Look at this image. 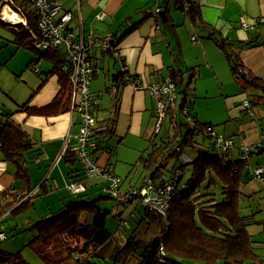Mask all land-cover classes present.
<instances>
[{"label":"crops","instance_id":"0c3cea01","mask_svg":"<svg viewBox=\"0 0 264 264\" xmlns=\"http://www.w3.org/2000/svg\"><path fill=\"white\" fill-rule=\"evenodd\" d=\"M58 1L62 4L64 11L72 12L73 17L69 28L76 35L79 36L80 32L87 35L92 31L96 36L110 34L115 38L122 57L123 70L111 51L101 52L95 48L92 53L97 60L99 70L93 75L91 91L97 95L102 105V110L97 115L96 139L100 144L102 143L97 158L101 165L115 173L127 170L126 167L134 161L142 162L141 156L146 154L151 146L158 101L151 94L149 86L162 83L168 77L173 78V73L177 75L180 83L177 85L175 82L177 85V99L174 106L176 110L167 116L164 127V130H169L176 124L174 120H178L181 114L180 105L185 93L182 95L179 92L184 89L189 79L192 77L193 80L196 79L203 71L205 77L211 76L214 81L216 77L220 86L231 85L232 76L229 74L231 66L225 51L217 44L218 39L232 45L230 47L238 53L244 71L264 78L262 75L264 0ZM181 3L187 8L196 6L199 16L192 21L187 10L184 11L179 7ZM167 7L170 10V19L166 15ZM161 10L165 11L166 20L161 17ZM155 12L159 13L158 16ZM242 20L253 28H244ZM0 25L10 32L6 42L0 41V115L1 113L10 115L16 127L22 130L31 142V147L25 155L28 156L26 166L31 177L30 185L32 191H37L34 196L42 190L47 199L52 195L54 202H60V206H63L66 198H75L79 195L68 190L67 184L71 179H85L87 182L85 193L91 196L96 190L104 188L105 181L88 180L79 160L77 158L75 160L71 155L73 153L71 146L76 143L73 136L78 132L81 124V112L75 108L81 95L77 93L74 96L72 90L70 99L66 97L63 103L56 105L53 112L29 113L26 107L41 108L51 104L54 99L62 98V83L53 59L54 55L39 57L33 50L19 47L14 40L15 32L11 27L3 23ZM31 38L33 39L32 34ZM254 39L256 40L254 45L249 46ZM4 50L7 53L2 55ZM58 54L59 58L65 59L63 48L58 49ZM126 73L137 78L145 88L137 89L133 84L124 83L123 75ZM231 73L233 74L232 70ZM233 76L241 86L242 77L234 74ZM114 80L118 84L115 97L109 90ZM199 80L198 77L195 85H199ZM192 83L193 81H190L188 84L192 85ZM207 83L204 84L207 85ZM190 91L192 89L188 91L187 104L195 119L212 124L220 135L234 139L235 147L230 160H235V153L240 159L243 144H254L263 136L264 131L255 118L256 105L246 92L226 95L225 117L219 120L208 112V107H198L197 102L192 101L188 96ZM179 94L182 95L181 99ZM244 100L254 104L252 106L255 114L251 115L247 112L243 106ZM107 114H111L109 118L112 119L109 121L106 120ZM217 122L224 125H218ZM160 137L161 134L156 141ZM66 140H68L67 143ZM132 152L138 153L133 161L128 159ZM259 157H252L254 166H264L259 161ZM252 161L251 166H253ZM31 162L38 166L33 168V171L31 167L34 164L30 165ZM51 169L53 171L58 169L60 180L56 176L53 183L47 184L49 178H45V175ZM247 170L250 172L248 168ZM15 171V164L5 159L3 151L0 150L1 204L13 197L9 194L2 195V193H11L12 190L20 187ZM117 174L120 176L119 173ZM121 179L123 189L124 179L122 177ZM251 179L249 175L246 181ZM145 180L146 171L142 185ZM132 187L137 186H131L130 183L129 189ZM241 191L246 196L255 193L246 182L241 185ZM0 264L3 263L0 262Z\"/></svg>","mask_w":264,"mask_h":264},{"label":"trees","instance_id":"16d2710c","mask_svg":"<svg viewBox=\"0 0 264 264\" xmlns=\"http://www.w3.org/2000/svg\"><path fill=\"white\" fill-rule=\"evenodd\" d=\"M32 1H18L20 10L27 17V25H9V27L15 32L14 40L19 47H27L39 57L54 55L53 59L62 83V98L54 99L51 104L41 108L26 107L29 113L49 114L54 111L57 104L63 103L66 97L70 99L72 86L70 79L62 70L63 59L59 58L58 49L37 50L33 46L31 34L33 35L32 32L35 31L38 33V27L37 12L32 7ZM179 7L184 11L187 10L192 21L200 14L196 6L192 5L187 8L181 3ZM166 15L170 19L168 7ZM217 41L219 47L227 55L233 74L242 77L250 90H260L262 93L258 96L264 103V78L244 71L243 63L238 53L231 48L232 45L225 40L218 39ZM255 41V39L251 40L249 46H253ZM92 58L96 60L93 55ZM172 76L178 85L180 82H178L176 73ZM190 81H193V77L185 83L186 86L184 84L185 97L180 105L181 117L178 116V120H174L176 124L172 129L164 130L167 116L171 115L172 111L175 112L176 107L169 109L155 139L151 141L149 150L141 156L146 171V180L150 179V174L154 171L152 179L155 183L160 185L170 181L175 186L167 208L160 212L148 205H143L142 201L137 198L144 206V211L134 227L128 232L111 231L107 227V219L111 214L113 215V211L109 207L100 205V200L116 199L119 205H127L136 198H130L131 189L128 188L126 192L122 191L121 177L118 186L119 196L110 194L106 190L105 178L90 177L79 161L88 180L105 181L104 188L96 190V192L102 191L103 195L89 196L85 193L87 182L84 179L82 180L86 182L84 191L79 192L75 198H66V202L59 211L46 214L29 226L35 228L37 234L28 245L37 250L40 256L45 257L47 255L44 253L48 254L49 264H264L263 256L256 249L259 240L254 238V234L249 229L250 225L260 224L262 221L257 220L253 215H242L239 202L241 196L244 195L241 185L246 182L249 175L251 176V172L247 170L248 168L251 171L250 160L244 164L241 159L223 160L219 157L216 141L207 129L208 126L213 125L196 120L187 104V94L191 89V85L188 84ZM92 94L100 104L97 95L93 92ZM101 110L102 105L96 110V116ZM109 117L111 114L106 115L107 121L112 119ZM158 117L156 109V124ZM160 134V139L156 141ZM96 141L99 143L97 139ZM259 143L258 152L255 154L264 151H262L264 134L259 139ZM101 144L99 143V146L93 150L96 156L102 148ZM30 147L31 142L26 134L16 127L10 115L1 113L0 150L3 151L5 159L15 164V177L20 187L12 190L11 193H2V195L9 194L13 197L6 203H0V208L11 209V212H14L29 208L30 205L33 206L32 196L37 191L29 196L32 187L30 173L26 166L28 156L25 155ZM196 147L200 148V152L196 158H193L186 152V149L192 150ZM184 154L191 161L187 162ZM71 155L76 160L77 156H74V152ZM175 157L176 163L164 173L163 170ZM188 166H191V171L189 177L185 179ZM75 181L78 180L71 179L67 187ZM205 183L207 189L221 185V200L216 201L210 193L197 194L202 186L205 187ZM142 186L141 184L132 189L139 190ZM68 190L70 191L69 188ZM208 196L211 197L208 198ZM127 213L124 216L114 215L115 219H118L116 228L128 225L127 217L134 216V212ZM123 220H127V224H123ZM6 261L14 264H29L20 252L10 253L7 258L0 256L1 263L7 264Z\"/></svg>","mask_w":264,"mask_h":264},{"label":"built area","instance_id":"2783aa9c","mask_svg":"<svg viewBox=\"0 0 264 264\" xmlns=\"http://www.w3.org/2000/svg\"><path fill=\"white\" fill-rule=\"evenodd\" d=\"M11 7L10 10L15 11L16 15H20L23 25H27V18L23 15L21 8L18 5L19 0H7ZM32 7L37 12V27L38 33L33 34V46L37 50L48 49H64L65 59L61 66L64 73L70 79L73 95L77 93L81 95L79 98L77 108L81 112V124L77 133L74 134L76 143L71 146V150L77 155L78 160L81 162L83 169L90 177H103L107 181L106 190L113 195L119 196L118 186L120 176L113 170L101 165L98 158L93 151L97 148L98 142L95 139L97 116L96 110L101 107L98 100L95 99L91 91V80L93 75L99 70L97 60H93L92 51L95 48H100L102 51H111L114 58L121 64L123 70L122 57L119 54V49L114 41L112 35L96 36L94 32L84 35H76L72 29L69 28V23L73 17L72 12L64 11L62 4L58 0H33ZM158 12L155 15L158 16ZM0 21L16 25L14 22L5 20L4 16ZM264 22V21H263ZM17 24L19 22H16ZM242 26L246 29L253 28L252 25L242 20ZM123 82L133 84L137 89H144L145 86L140 84L139 80L129 73L123 75ZM117 81L114 80L109 90L116 96ZM151 94L157 98L158 107V122L156 124L153 136H156L161 127V123L165 120L167 111L173 109L177 97V85L173 78L168 77L162 83L153 84L149 86ZM243 106L249 114H254V108L249 100L243 101ZM208 131L213 135L216 141V147L221 159L232 158L234 150V139L220 135L215 127L208 126ZM261 139V138H260ZM66 143L68 140L65 141ZM260 143L243 144L241 147L240 159L244 164H247L250 157L258 152ZM186 161L191 159L184 154ZM253 175L264 181V167L257 166ZM176 178V177H174ZM169 180V179H168ZM68 188L74 194L82 192L86 189V182L82 180L75 181L69 184ZM175 186L170 181L163 184L155 183V180L148 179L139 190L131 189V196L139 198L143 205H148L150 208L157 209L163 212L170 201L172 190ZM32 191L31 194L35 193ZM127 224V220L122 221ZM7 239L5 232L0 231V242Z\"/></svg>","mask_w":264,"mask_h":264},{"label":"rangeland","instance_id":"374dc122","mask_svg":"<svg viewBox=\"0 0 264 264\" xmlns=\"http://www.w3.org/2000/svg\"><path fill=\"white\" fill-rule=\"evenodd\" d=\"M2 6H5L4 11L10 10L9 7H11L10 3L7 0H0V8ZM14 14L15 11L11 10ZM20 16V15H19ZM27 18V17H26ZM6 25H13L6 22H1ZM28 23V21H27ZM17 26L19 24H23L19 21V23H15ZM10 35V32L0 25V41L6 42V38ZM12 35V34H11ZM202 41V40H201ZM12 48V47H11ZM10 52V49H9ZM7 51H2V55L6 54ZM222 56V55H221ZM203 70V69H200ZM230 70V69H229ZM264 75V68L262 70ZM231 77V85L230 86H220V84L217 83V79L215 77L214 79L211 78V76H204V72L202 71L201 76H198L200 78L199 85H195L196 79L193 80V83L191 85L192 91L189 92V95L191 97L192 101H196V105L201 108H207L208 112H210L213 117L216 119H223L225 117V111H224V103H225V97L226 95L238 93V92H246L249 95V98L253 99L255 103V118L256 122L259 123V125L264 130V117H262V114L264 113V103L261 99H259V96L262 92L260 90H250L247 86L246 81L241 78L238 79L241 82V86L239 82L236 80V78L231 73V70L229 72ZM232 74V75H231ZM205 82H208L207 85L204 84ZM71 83V82H70ZM240 86V87H239ZM196 87V88H195ZM185 88V87H184ZM196 89V90H195ZM240 89V90H238ZM184 90V89H183ZM181 90L179 93H185V91ZM182 95L179 94V98H182ZM261 101V102H259ZM179 117H181V114H179ZM251 119V117H250ZM249 119V121H250ZM253 120V119H252ZM254 121V120H253ZM218 125H224L221 122H217ZM221 127V126H219ZM229 129V128H227ZM224 132V129H222ZM228 133V130H227ZM155 139V136L153 137ZM264 150V146H263ZM186 152H188L193 158L197 157V155L200 152V148L192 149L189 148L186 149ZM75 156H77L74 153ZM261 155V156H260ZM138 156V153L132 152L128 159L131 161L135 160ZM254 156H260L258 159L259 161L264 165V151L262 154L253 155ZM252 159V158H251ZM250 159V166H251V160ZM176 157L171 159L167 168L163 170L165 173L167 169H171L173 165L176 163ZM235 160H239L238 155L235 153ZM252 161V165H253ZM34 162L30 163V165H33ZM35 164L31 167L32 171L33 168H37ZM256 166H251V180H247L246 183L248 186L252 188V190L255 192L251 196L243 195L241 196L239 202L241 207V214L242 215H253L255 218L259 221H262V223L258 224H252L250 225L249 229L251 233L254 234V238L259 240L257 242V251L260 255L264 258V181H261L254 177L253 175V169ZM127 170L125 171H117V173L120 174V176L124 179V187L122 189L123 192H126L129 188V185L131 183V186H140L142 183L143 176L145 174V169L143 162H140L139 160L134 161L126 167ZM191 166L187 167L185 179H187L190 175ZM48 173V174H47ZM45 175V178H49L47 180V184L53 183V179L60 180V177L58 175V169H55L54 171L51 169L48 171ZM147 181V180H145ZM145 183V182H144ZM143 183V184H144ZM61 188H63L61 186ZM35 191V190H33ZM204 193H210L213 195L216 199V201L221 200L222 198V187L221 185L212 186L209 189L205 187H201L199 192L197 194H204ZM58 194V192H56ZM95 195H103L102 191H97L94 193ZM211 196H208L210 198ZM47 199L44 196L43 191L41 190L37 195H35L32 198V202L34 206L30 205L29 208H25L24 210H18L11 212V209L6 210V208H0V231H3L7 235V239L0 242V256L3 258H7L10 256V253H17L20 252L21 256L29 263V264H49L47 258H50V256L46 253H44L45 257L40 256L39 252L35 250L33 247H30L28 245L29 241L33 239V237L37 234V230L31 226V224L35 221L40 219V217L45 216L46 214H50L52 212L59 211L62 206L60 202H54L52 195H50ZM59 199V198H58ZM49 200V202H48ZM58 201V200H57ZM100 205L109 207L113 211V215L111 214L107 219V227L111 231L117 232L118 230L124 231H130L135 223L140 219L141 214L144 211V206L139 203L138 199L132 203L130 202L127 205H119L118 201L116 199H101ZM52 212H50L49 210ZM133 211L134 216H128V225L117 227V221L118 219H115V214H120L121 216H124L128 214L127 212ZM51 251H54L51 249ZM7 264H14L11 261H6ZM57 264H64V263H57ZM199 264V263H196Z\"/></svg>","mask_w":264,"mask_h":264},{"label":"bare ground","instance_id":"6f19581e","mask_svg":"<svg viewBox=\"0 0 264 264\" xmlns=\"http://www.w3.org/2000/svg\"><path fill=\"white\" fill-rule=\"evenodd\" d=\"M4 8H6L5 6H2L0 8V18L4 16L5 20H9L11 22H19L21 21V16H17L16 14H14L11 10H7L6 12L4 11Z\"/></svg>","mask_w":264,"mask_h":264},{"label":"water","instance_id":"95a60500","mask_svg":"<svg viewBox=\"0 0 264 264\" xmlns=\"http://www.w3.org/2000/svg\"><path fill=\"white\" fill-rule=\"evenodd\" d=\"M160 15H161V17H162L164 20H166V17H165V11L161 10V11H160ZM153 174H154V171L151 172V174H150V178L153 177Z\"/></svg>","mask_w":264,"mask_h":264}]
</instances>
